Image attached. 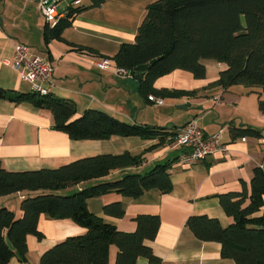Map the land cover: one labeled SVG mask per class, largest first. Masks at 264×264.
Masks as SVG:
<instances>
[{"label": "crops", "instance_id": "1", "mask_svg": "<svg viewBox=\"0 0 264 264\" xmlns=\"http://www.w3.org/2000/svg\"><path fill=\"white\" fill-rule=\"evenodd\" d=\"M72 0H60L56 11L60 17L54 26L45 19L38 3L30 0H0V159L7 170L56 168L71 161L97 154L124 151L140 156L141 163L112 169L107 175L86 180L64 189L68 194L90 185L121 178L126 173H144L155 164L169 161L172 188L145 190L138 197L108 191L87 200L89 211L124 232L135 230L134 217L139 214L158 215L159 229L153 240H145L162 264H235L220 254L221 244L196 238L185 222L191 215L216 218L222 226L232 218L219 203V195L249 189L253 169L264 171V113L259 100L264 92L259 86L231 85L224 89L208 84L227 65L212 59L202 61L205 76L195 78L191 72L175 69L154 80L156 89L193 91L191 95L167 96L162 103L148 101L139 90V78L117 73L115 68L101 69L93 60L110 58L123 42H133L149 4L157 0H105L100 6L68 11ZM48 40L45 28L56 27ZM23 42L32 52L54 65V95L75 105L73 118L86 109H97L129 124L158 126L169 130L195 117L205 134L222 129L228 153L215 152L203 159L185 163L180 160L183 149L170 136L143 138L113 135L106 139H72L56 129L51 111L30 101H14L16 92L29 93L30 85L8 64L14 44ZM112 62V66L114 65ZM155 97V96H153ZM253 127L261 130L259 137L232 134L231 127ZM42 190H23L0 196V206L21 214L20 200ZM120 203L121 216L104 212L103 207ZM264 212V196L261 209ZM38 229L41 239L26 236L24 258L17 254L6 264H40L41 255L60 240L86 231L69 218H52L41 214ZM116 247L109 246V262L115 261ZM137 264H149L144 257Z\"/></svg>", "mask_w": 264, "mask_h": 264}, {"label": "trees", "instance_id": "2", "mask_svg": "<svg viewBox=\"0 0 264 264\" xmlns=\"http://www.w3.org/2000/svg\"><path fill=\"white\" fill-rule=\"evenodd\" d=\"M105 0H90L91 6H100ZM74 12L69 9L68 14ZM62 20L52 29L45 28L46 40L55 34ZM58 30V28H57ZM162 56L139 73V90L150 97L184 96L193 91L156 89L154 80L175 69L187 70L195 78L205 76L204 59L227 65L209 86L226 89L231 85L259 86L264 92V0H157L147 7L134 41L123 42L111 57L116 66L129 72L136 66ZM5 90L0 87V97ZM14 101L27 100L51 111L56 129L72 139H106L113 135L143 138L170 136L172 130L158 126L129 124L97 109H86L73 118L72 101L48 93L16 92ZM264 113V101L259 100ZM234 135L259 137L261 130L250 126L231 127ZM141 157L124 151L117 154H97L83 157L56 168L36 170H7L0 159V196L23 190H42L20 200L21 214L7 206H0V264L18 255L24 258L26 236L43 234L38 229L41 214L52 218H69L85 227L82 234L68 236L46 250L40 264H111L109 246L115 245L112 264H137L144 257L149 264H162L161 258L145 244L153 240L159 229L158 215L139 214L134 217V231L124 232L91 213L87 200L108 191L128 197H138L145 190L158 188L168 192L172 188L169 161L155 164L144 173H126L121 178L90 185L81 190L59 194L80 182L107 175L112 169L137 166ZM264 171L253 169L249 189L219 195L224 212L232 218L222 226L218 219L207 215H191L185 224L202 241L221 244L220 254L235 264H264V212L255 214L263 205ZM107 214L121 216L120 203L103 207Z\"/></svg>", "mask_w": 264, "mask_h": 264}, {"label": "built area", "instance_id": "3", "mask_svg": "<svg viewBox=\"0 0 264 264\" xmlns=\"http://www.w3.org/2000/svg\"><path fill=\"white\" fill-rule=\"evenodd\" d=\"M36 1L44 15L45 19L54 26L60 15L56 11V5L60 0H30ZM83 0H72L70 7L72 9H80L84 7ZM110 58L101 60H93L92 63L101 69L115 68L117 73L128 75L129 71L114 65ZM8 64L18 73L19 77L29 83L30 92L39 95H46L53 90V63L41 57L39 54L32 52L28 45L23 42L14 44L13 53ZM151 101L162 103L160 97H150ZM173 142L183 149L180 160L185 163H191L198 159H203L206 156L215 152L223 154L228 153V146L222 139V129L213 134H205L198 124L195 117L190 118L184 124L174 127L172 130ZM242 141L246 140V136H241Z\"/></svg>", "mask_w": 264, "mask_h": 264}, {"label": "water", "instance_id": "4", "mask_svg": "<svg viewBox=\"0 0 264 264\" xmlns=\"http://www.w3.org/2000/svg\"><path fill=\"white\" fill-rule=\"evenodd\" d=\"M162 56L156 57L151 59L148 63L140 64L136 66L132 71L129 72L131 76H134L135 78H139V73L138 72H143L145 71L149 65L153 64L156 60L160 59Z\"/></svg>", "mask_w": 264, "mask_h": 264}, {"label": "rangeland", "instance_id": "5", "mask_svg": "<svg viewBox=\"0 0 264 264\" xmlns=\"http://www.w3.org/2000/svg\"><path fill=\"white\" fill-rule=\"evenodd\" d=\"M11 209V208H10Z\"/></svg>", "mask_w": 264, "mask_h": 264}]
</instances>
